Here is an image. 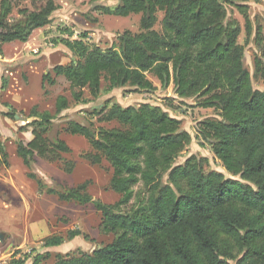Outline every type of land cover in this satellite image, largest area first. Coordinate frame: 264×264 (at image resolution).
<instances>
[{
    "label": "trees",
    "instance_id": "16d2710c",
    "mask_svg": "<svg viewBox=\"0 0 264 264\" xmlns=\"http://www.w3.org/2000/svg\"><path fill=\"white\" fill-rule=\"evenodd\" d=\"M244 1L118 0L114 7H102L103 12L140 14L138 32L124 31L116 46L105 49L84 41L87 33L64 41L75 58L55 65L52 73L65 78L76 103L86 101L85 92L99 97L102 83L107 92L124 87L154 92L157 86L148 78L152 75L161 87L172 83L178 98L192 97L197 107L212 108L217 117L198 121L195 139L209 146L229 177L212 169L205 157L191 155L175 162L192 137L161 106H122L108 99L89 115L115 125L68 121L65 132L87 139L92 151L82 157L90 163L105 159L110 164L109 187L120 199L113 204L92 199L90 181L48 187L46 192L60 201L92 203L101 215V231L112 239L90 252L56 253L54 264H264V91L252 85L245 47L238 41L239 22L227 11L235 7L245 19L246 33H251ZM31 4L28 9L19 0H0V53L7 43L27 41L33 30L50 23L57 9L54 0ZM158 12L159 31L153 28ZM260 34L259 29L261 54L254 59V75L264 83ZM43 79L55 83L50 73ZM69 106L59 95L54 113L30 111L32 139L16 142V153L28 169L38 157L61 162L64 172H72L74 162L64 157L70 147L50 136L54 119ZM8 165L0 143V166ZM28 177L39 189L45 186L35 173ZM80 234L71 230L66 237L51 235L44 246H59ZM42 257L33 264H40ZM24 263L19 257L8 264Z\"/></svg>",
    "mask_w": 264,
    "mask_h": 264
},
{
    "label": "rangeland",
    "instance_id": "374dc122",
    "mask_svg": "<svg viewBox=\"0 0 264 264\" xmlns=\"http://www.w3.org/2000/svg\"><path fill=\"white\" fill-rule=\"evenodd\" d=\"M57 9L52 13L50 23L32 31L25 42L13 41L5 44L0 53V143H3L8 155V167L0 166V264H8L19 257L24 264H33L34 259L43 255L40 264H54L56 253L90 252L95 247L105 244L112 235L100 229V213L92 203L79 205L75 202L60 201L55 195L48 194V187H72L90 181L88 192L92 199L113 204L120 195L109 187L112 176L110 164L103 159L99 164H92L82 155L92 151L87 139L81 135L65 132L68 121L87 124L93 121L95 126L111 127L114 123H98L89 115L94 107L106 100L122 106L149 103L159 105L181 121V127L192 137L188 147L176 158V163H183L191 155L205 157L212 169L221 171L226 177L220 160L214 157L207 145H199L195 139V126L198 121L208 117H217L212 108L197 107L194 98H178L173 91V84L161 87L152 75L148 78L157 85L154 92H134L129 87L105 90L102 83L99 97L93 99L85 92L86 101H73L64 77H55L52 68L57 64H67L75 58L66 47V39H75L87 33L89 45L102 48L116 46L118 36L124 31L140 30V14L126 17L103 12L102 7H114L118 0H54ZM22 7L33 8L31 0H19ZM251 33L247 34L244 17L235 7H228V15L240 25L238 41L244 45V63L249 70L254 88L264 91V83L254 75V59L260 57L261 45L256 37L260 29L264 35V0H245ZM16 9L13 15H16ZM162 13H157L154 29H161ZM47 73L55 79L50 84L43 77ZM64 95L70 102L68 109L54 119L50 136L64 140L71 149L64 155L66 160L75 164L72 172L66 173L61 162H50L35 157L31 169H28L16 153L18 140L32 139L30 111H49L54 113L55 101ZM10 114V115H9ZM24 126V131L20 127ZM32 172L42 180L45 186L39 187L34 179L28 177ZM79 230L72 240L64 241L55 247H45L44 241L51 235L66 237L68 231ZM49 252L51 256L46 257Z\"/></svg>",
    "mask_w": 264,
    "mask_h": 264
},
{
    "label": "crops",
    "instance_id": "0c3cea01",
    "mask_svg": "<svg viewBox=\"0 0 264 264\" xmlns=\"http://www.w3.org/2000/svg\"><path fill=\"white\" fill-rule=\"evenodd\" d=\"M159 85H160V83H159ZM157 86V85H156Z\"/></svg>",
    "mask_w": 264,
    "mask_h": 264
}]
</instances>
